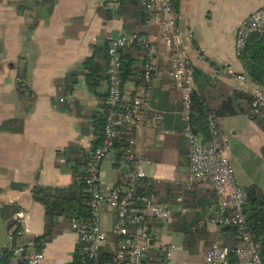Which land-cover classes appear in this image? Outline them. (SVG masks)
<instances>
[{
    "label": "crops",
    "instance_id": "crops-1",
    "mask_svg": "<svg viewBox=\"0 0 264 264\" xmlns=\"http://www.w3.org/2000/svg\"><path fill=\"white\" fill-rule=\"evenodd\" d=\"M106 3L0 0V255L4 257L5 250L12 249L9 264H25L29 244L39 249L36 240L46 231L45 207L34 198L33 189L37 185H71L73 166L80 158L86 162L98 144L97 123L109 108L104 84L107 42L120 34L134 33L124 28L125 19L117 16L118 9L109 10ZM262 5L264 0H175L178 35L190 64L219 84L218 89H211L212 96L234 89L249 91L239 77L247 72L236 52V31L242 20ZM140 30L152 40L155 84L148 88L141 79L145 51L128 49L127 59L134 62L125 87L132 95L140 91L144 95V119L126 132L130 134L126 148L120 153L116 146L115 156L102 161L103 190L122 178L119 166L133 140V149L145 160L146 178L162 183L167 201L181 198L188 213L192 206L184 196L200 187L188 184L189 141L182 92L169 73L172 51L161 41L158 24L149 25L145 20L144 26L137 24ZM87 61L103 74L97 85L90 84L89 78L94 83V69L85 65ZM217 120L229 137L232 163L244 169L248 164L253 166L249 183L243 184L238 175L237 180L242 185L257 183L264 190V130L248 114ZM213 198L205 207L203 220L223 239V227L209 223L215 212ZM18 213L24 216L16 217ZM186 213H175L170 222H156L151 248L155 260L158 246L175 243L179 264L203 261L205 246L201 244L196 254L189 252L183 246V234L171 227ZM103 214H108L107 229H113L114 215L110 211ZM55 221L52 238L39 250L45 253L44 264H67L79 249L77 233L70 218L57 216ZM18 226L21 229L15 244L12 232ZM117 239L112 234L102 253L113 254Z\"/></svg>",
    "mask_w": 264,
    "mask_h": 264
},
{
    "label": "built area",
    "instance_id": "built-area-1",
    "mask_svg": "<svg viewBox=\"0 0 264 264\" xmlns=\"http://www.w3.org/2000/svg\"><path fill=\"white\" fill-rule=\"evenodd\" d=\"M137 1L143 7L147 23L158 24L161 41L172 51L169 73L182 92L184 117L188 122L196 83L187 49L178 35L179 14L175 0ZM122 2L123 0H107L106 5L115 11ZM254 33L264 34V5L247 15L237 28L238 57L242 54L248 38ZM132 48L145 51L143 75L148 88L155 84L154 49L148 35L123 33L108 40V66L104 84L109 108L104 134L101 141L90 150L83 168L89 213L87 217L71 218L82 258L79 262H74L73 257L67 264H179L176 256L179 246L175 243L158 246L157 260L154 259L151 252L154 245L153 234L157 221L170 222L175 213H186L188 208L183 205L181 198L176 202L161 201L156 194L144 190L143 183L147 177L145 160L141 153L133 149V140H130V147L119 166L122 177L120 181L106 191L103 190L101 181L102 161L107 157H114L117 143L123 134L133 130L144 119V95L141 91L136 95L127 92L123 79L126 52ZM239 77L254 97V115L264 117V88L248 75ZM210 131L211 140L203 142L189 125L185 127L189 141L188 184L191 186L202 181L210 187L214 193L215 212L209 223L234 229L237 242L230 245L221 239L215 240L203 251V261L199 264H264L259 243L254 239L245 213L248 192L238 182L229 156V137L214 117L210 120ZM107 211L115 218L111 230L102 225V215ZM23 216V213L16 215ZM112 234L118 237L116 250L103 263L102 247L109 242ZM2 259L3 255H0V264ZM24 259L25 264H44L45 253L30 243Z\"/></svg>",
    "mask_w": 264,
    "mask_h": 264
},
{
    "label": "trees",
    "instance_id": "trees-1",
    "mask_svg": "<svg viewBox=\"0 0 264 264\" xmlns=\"http://www.w3.org/2000/svg\"><path fill=\"white\" fill-rule=\"evenodd\" d=\"M117 16L125 19L124 28L127 31H133L137 34L143 32L142 30L137 31V24L144 26L146 20L143 7L137 0H123L117 11ZM240 59L247 75L264 88V34L254 33L250 35L240 55ZM132 62H134V59L130 60L127 59V56L125 57L123 69L124 81L132 73ZM90 63V61H87L85 65L89 66L91 70L94 69L92 70L94 72V83L89 78L91 86H94L103 79V74L100 75V69L98 67L95 68ZM193 69L196 88L192 92L191 110L186 125H189L192 131L202 138L203 142L211 140V117L217 118L229 115L248 114L264 130V117H258L253 113L254 97L252 93L234 89L231 93L225 91L222 96L216 95L214 97L211 95V89H218L219 84L212 82L211 77L200 68L194 67ZM143 72L144 70L140 72L141 79L145 80ZM105 77L106 74L104 75V79ZM105 122V116L100 117L98 120V143L103 137ZM129 137V133H124L118 141L117 146L119 147L120 153L123 148H126ZM262 152L264 154V145ZM119 160L120 158L117 159V162L120 163ZM77 161L78 163L73 166L74 182L71 185L65 187L37 185L33 189V196L44 205L47 217L46 231L36 240V245L39 249H42L46 242L52 238L56 225L55 217L63 216L71 219L73 217L88 216V195L85 191V173L83 170L85 161L81 162V158ZM143 184L144 190L147 193L156 194L161 201H167L169 199V197L163 194L162 183L146 178ZM196 185L200 187L198 191H195L194 194L190 191L184 196L187 203L192 206V210L186 214H180L171 223V227L175 231L183 234L184 248L194 254L199 252L201 244L206 248L215 240L220 239L218 232H211L208 224L203 220L205 218V207L212 202L214 193L202 181L195 182L194 186ZM245 188L248 192V203L245 208V213L254 239L259 243L260 254L264 260V190L257 183H252ZM7 214L8 212L4 210L3 215L7 216ZM20 229L21 226H18L12 232L13 242L15 244ZM223 237L221 240L230 245H234L237 242L235 230L229 226H223ZM13 254V250L7 248L1 264H9V259ZM111 256L112 253L103 252L101 253V261L104 263ZM81 258L82 255L78 249L74 254V262H79Z\"/></svg>",
    "mask_w": 264,
    "mask_h": 264
},
{
    "label": "rangeland",
    "instance_id": "rangeland-1",
    "mask_svg": "<svg viewBox=\"0 0 264 264\" xmlns=\"http://www.w3.org/2000/svg\"><path fill=\"white\" fill-rule=\"evenodd\" d=\"M233 164V166H234V169H235V174H236V177H237V175L239 176V178L242 180L241 182L243 183V184H247V183H249V181L247 180V177L248 176H250V175H252L253 174V166L250 164H248V166H246V169H244L243 167H241V166H239V165H234V163H232ZM246 170V171H245ZM239 182V181H238ZM241 182H239L240 183V185L241 186H243V187H246V186H248V185H242V183ZM108 214H103L102 215V225H103V227L104 228H109L108 226H107V223L109 222V220H108V218L106 217ZM206 248H208V247H206Z\"/></svg>",
    "mask_w": 264,
    "mask_h": 264
},
{
    "label": "water",
    "instance_id": "water-1",
    "mask_svg": "<svg viewBox=\"0 0 264 264\" xmlns=\"http://www.w3.org/2000/svg\"><path fill=\"white\" fill-rule=\"evenodd\" d=\"M20 254H21V250H20V251H18L17 255H20Z\"/></svg>",
    "mask_w": 264,
    "mask_h": 264
}]
</instances>
